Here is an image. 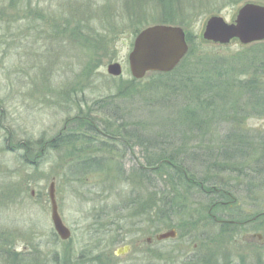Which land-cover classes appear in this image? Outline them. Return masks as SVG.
Masks as SVG:
<instances>
[{
  "label": "rangeland",
  "instance_id": "obj_1",
  "mask_svg": "<svg viewBox=\"0 0 264 264\" xmlns=\"http://www.w3.org/2000/svg\"><path fill=\"white\" fill-rule=\"evenodd\" d=\"M248 2L264 5V0H0V248L5 249L0 251V264H264V160L255 163L263 152L258 143L264 140V109L255 110L242 86L227 91L226 106L233 113L205 123L200 132L187 130L191 139L181 149H190L189 153L200 147L209 152L223 149L227 135L241 133L244 156L235 159L232 173H222L217 179L231 187H214L226 196L219 204L238 212V221L228 220L218 214V207L207 205L209 186L199 190L196 184L183 191L182 212L169 218L174 228L167 226L159 214L160 196L169 194L171 181L161 172L149 176L138 172L153 148L126 145L122 140H110L105 147L82 141L58 149L45 146L35 153L40 142L79 128L83 118H103L93 109L95 100L117 96L120 88L119 95L130 94L116 101L131 107V112L121 115L134 114L136 122L146 126L138 131L155 136L162 129L177 139L178 130L164 126L173 112L152 101L142 103L138 96L153 84V73L172 72L188 54L190 44L173 70L148 71L140 79L134 77L138 83L130 84L132 90H124L132 82L128 55L136 36L155 24L180 26L197 43L196 53L190 56L192 66L199 67L201 60L213 57L232 59L239 65L238 61L246 59L244 46L264 40L242 44L233 39L220 44L204 39L203 31L213 15L233 22ZM79 14L91 19L100 43L86 32L81 35L79 29L72 37L62 34L63 26H71L68 21L78 20ZM92 41H96L92 48L82 45ZM114 62L122 65L120 75L108 71ZM242 72L252 74L253 68L244 66ZM257 78L264 94V74ZM81 89L79 97L87 101L83 105L73 98ZM155 94L148 93L149 98L161 97ZM205 118L211 119L212 114ZM101 136L100 140L110 139ZM5 137L10 138L9 146L3 142ZM19 140L30 141L33 148L17 144ZM92 156L100 157L107 166L104 171L82 176L69 173L70 164L79 157ZM188 165L199 177H217L198 162ZM51 182H55L58 212L71 230L68 239L59 237L54 228ZM170 229L176 231L175 237L157 239ZM120 235L124 241L117 240ZM124 245L131 250L116 255Z\"/></svg>",
  "mask_w": 264,
  "mask_h": 264
},
{
  "label": "trees",
  "instance_id": "obj_2",
  "mask_svg": "<svg viewBox=\"0 0 264 264\" xmlns=\"http://www.w3.org/2000/svg\"><path fill=\"white\" fill-rule=\"evenodd\" d=\"M131 1L134 3V0ZM136 1L139 3L141 0ZM24 3L25 2H23V5ZM25 8L29 9L27 3H25ZM79 16L80 18L78 20L73 21L68 19L71 26L66 23V25L63 26V30H61L62 34L67 32L64 36L72 37L73 32L79 29L80 33H82L81 35L86 32V34L92 36L91 38L94 40L98 39V43H100L99 39H101V37H97V31H95L90 21L91 19H87V14H79ZM38 19L42 21V18L38 17ZM44 19L45 17L43 16V20ZM73 24H75V27ZM53 27L56 29L55 26ZM139 29L138 26L136 31L138 32ZM191 36L190 34L187 35L190 49L183 61H181L170 73H153L155 76V80L152 82L153 84L143 90L141 93L142 96H138V101L142 103L152 101L158 104L160 108H164L168 112H173V116L171 115V119H168L164 123V126L165 128H169L168 130H172L173 128L178 130L179 137L177 139L176 134L174 135L171 131L169 132L162 129L153 133L155 136H151L152 134L150 132L149 134H143L146 132L138 131V129L140 130L141 128L146 129V126H144L142 122H136L137 120L134 119V114L121 115L125 113L126 110L131 112V107L128 104L122 105V102L116 101V98H127L130 94L129 92H122V95H119L120 88L117 92V96L110 95L95 100L93 109L99 112L103 118H97V120L95 118L93 120H89V118H86V120L83 118V123L80 122V124H77V126H79V128H76L77 130L73 129L72 131L60 133L53 139L45 141V143L40 142V149H37L39 151H35V153L37 152L39 154L44 151L45 146L58 149L65 145H76L82 141L87 144L101 143V145L105 147L110 140H122L126 145L141 144L146 148H153L155 150H151V154L146 157L145 163L138 166V172L145 176H149L150 172H161L171 181L172 187L169 188L168 192L171 196L166 192L162 193L160 196L163 204L159 214L160 218L166 221V224H168L167 226L174 228V225L168 222L170 221L169 218L172 215H178L182 212V209L185 207L184 203H180V200H183V198L181 199L180 197L183 196V191H189L190 188H193L196 184H199V190L204 188L203 185L206 186L207 184V186H209L206 187L209 188L210 192L208 191V194L205 195L208 199L207 205L218 207V209H220L218 214H223L228 220L238 221V212L235 213L229 210L226 205L222 206L219 204V202H223V200L226 199V196L223 192L214 190V187H221V189L231 187L230 184L229 186L228 184L224 185L223 182L217 179H219L218 176H221L222 173H232V170L235 169V164L233 163L235 159L241 154L244 156L242 151L243 145H241L244 142V138H241V133L233 132L227 135L225 140L226 146H224L223 149H215L209 152L208 150L205 151L206 148L200 147L193 149L190 153L187 151L190 149L184 152L181 149L187 147L186 142L191 139V135L187 130L192 131L198 128L199 130L197 131L200 132L202 129L205 130V123L207 124L208 122L210 123L216 120V117H220L221 119V116L225 113L229 115L233 113L232 110L226 106L227 102L225 98L228 97L229 93L233 92L232 89L236 85L242 86V88L245 89L249 95L247 99L249 103L251 102L254 104L255 110L264 109V94L260 92V83L257 78L258 74H264V42H257L250 46H244L245 49L243 50L244 54L242 56L246 57V59H244L245 63L244 61H238V65L235 60L232 59L224 60L221 57H213L206 61L201 60L199 67H197L191 65L193 60L190 56L196 53V45L194 44H197ZM80 39L83 38L80 37ZM201 40L203 43L205 42L203 39ZM95 42L96 41L82 42V45L92 48ZM244 66L253 68L252 74L243 73L242 67ZM131 81L132 82H127V86L123 85L125 87L124 90H132L133 88L130 87V84L138 83L135 82L137 79L134 77H132ZM227 91L229 92L228 94ZM82 92L83 89L77 94L74 93L75 95L73 96L74 99L77 98L76 100L79 102V105L87 103L83 97H79L83 96ZM155 92L160 93L161 97L150 99L148 93L152 96H156ZM208 113L212 114V118H205L206 120H204V117H206ZM81 114H84V112L82 111ZM102 120L105 121V124H103L104 122H102ZM165 120L166 118H163V121ZM136 125L137 127L135 128ZM9 132L11 134L12 131L10 130ZM101 135L109 136L110 139L100 140L98 136ZM3 142L5 144L7 142V146H9L10 138L5 137ZM29 142L28 140H19L17 144H22L26 148L32 149L33 146ZM258 146H261L263 152L261 156L255 159V163L257 164L263 163L262 160H264V140H261ZM211 155H213L214 159H207L211 157ZM21 157L26 158V155L22 154ZM189 161L198 162L202 168L212 170L217 177L207 180L204 177L197 176V172L193 171L191 166L188 165ZM219 161L222 162L220 163ZM119 166L122 168L121 165ZM106 167L105 164L103 165L100 157H79L75 163L70 164L69 173L82 176L93 172L100 173L104 171ZM259 170L257 166V171L259 172ZM177 198H180L178 203L175 201ZM192 239H194V237ZM117 240L124 241L121 235ZM4 250L5 249L0 248L1 252ZM186 256L190 258L188 255ZM198 256L202 257V255H197V258ZM197 263H199V260Z\"/></svg>",
  "mask_w": 264,
  "mask_h": 264
},
{
  "label": "water",
  "instance_id": "obj_3",
  "mask_svg": "<svg viewBox=\"0 0 264 264\" xmlns=\"http://www.w3.org/2000/svg\"><path fill=\"white\" fill-rule=\"evenodd\" d=\"M206 40L220 44H228L238 39L242 44H250L264 40V5L248 2L243 5L231 23L222 16L213 15L203 31ZM189 49L185 30L180 26L155 24L142 29L136 36L132 50L128 55L129 67L133 77L140 79L148 71L173 70L187 54ZM112 75H120L122 65L119 62L111 63L108 67ZM49 196L52 206V221L55 231L62 239L71 236V230L64 224L59 212L55 197V182H51ZM176 231L170 229L156 237L159 240L175 237ZM131 250L124 245L115 251L116 255H125Z\"/></svg>",
  "mask_w": 264,
  "mask_h": 264
}]
</instances>
